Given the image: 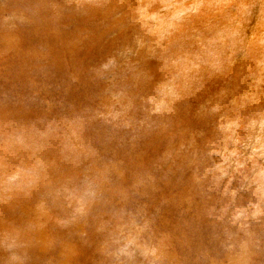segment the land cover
<instances>
[{
    "label": "clouds",
    "instance_id": "9594fccd",
    "mask_svg": "<svg viewBox=\"0 0 264 264\" xmlns=\"http://www.w3.org/2000/svg\"><path fill=\"white\" fill-rule=\"evenodd\" d=\"M75 2L99 8L103 0ZM256 3L128 0L122 40L89 69L112 98L105 117L112 131L130 130L133 139L161 136L151 162L161 181L192 167L193 196L205 205V215L215 216L213 224L243 218L242 228L249 216L264 220V30L253 36L247 31ZM258 3L264 10V0ZM241 61L235 74L247 81L244 91L209 87L231 78ZM182 115L202 127L177 143L173 129ZM91 119L84 110L61 118L0 120V205L35 197L36 210L60 230L86 221L106 201L110 183L107 174L83 164L96 152L85 135ZM69 125L76 128L72 137L65 132ZM53 149L69 162L58 175L50 171ZM241 191L249 194L246 205L236 203ZM215 192L224 201L219 208L209 204ZM36 228L31 220L0 216V264H36ZM109 244L118 264H137V254L155 255L138 232L114 230Z\"/></svg>",
    "mask_w": 264,
    "mask_h": 264
},
{
    "label": "rangeland",
    "instance_id": "374dc122",
    "mask_svg": "<svg viewBox=\"0 0 264 264\" xmlns=\"http://www.w3.org/2000/svg\"><path fill=\"white\" fill-rule=\"evenodd\" d=\"M127 2L103 0L99 8H90L75 0H0V120L61 118L87 110L92 119L85 135L96 152L83 164L110 178L106 201L71 229L60 230L42 216L35 197L0 205V216L37 225L32 234L36 264H118L109 254L114 230L138 232L155 251L146 258L137 254V264H264V220L249 216L243 228V218L213 224L215 216L205 215V205L193 196L192 167L185 165L164 183L151 166L161 136L133 139L130 130L113 132L107 124L112 98L89 69L122 40ZM262 30L264 10L257 0L247 31L253 36ZM242 63L231 78L209 87L244 91L247 81L242 84L235 74ZM200 127L182 115L173 129L176 142ZM65 132L72 137L76 128L69 125ZM196 143L203 147L201 138ZM49 161L53 175L69 168L55 149ZM248 195L238 192L236 203L246 205ZM212 203L216 208L224 203L219 192L212 193ZM233 206L228 205L229 212ZM120 208L124 214L114 215Z\"/></svg>",
    "mask_w": 264,
    "mask_h": 264
}]
</instances>
